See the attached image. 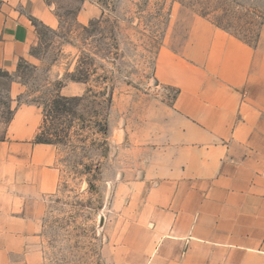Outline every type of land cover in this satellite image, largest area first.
I'll return each instance as SVG.
<instances>
[{"label": "crops", "instance_id": "0c3cea01", "mask_svg": "<svg viewBox=\"0 0 264 264\" xmlns=\"http://www.w3.org/2000/svg\"><path fill=\"white\" fill-rule=\"evenodd\" d=\"M190 21L184 44L158 51L155 77L176 90L165 143L126 185L108 264H264V46ZM33 22L56 26L42 0H0V72L28 57ZM42 123L32 106L0 121V264H44L60 174Z\"/></svg>", "mask_w": 264, "mask_h": 264}, {"label": "rangeland", "instance_id": "374dc122", "mask_svg": "<svg viewBox=\"0 0 264 264\" xmlns=\"http://www.w3.org/2000/svg\"><path fill=\"white\" fill-rule=\"evenodd\" d=\"M42 1L56 26L33 22L28 57L0 72V121L36 107L41 138L56 148L60 181L39 234L44 264H108L126 185L165 143L176 90L155 77L158 51L184 44L194 17L264 46V0ZM59 97L78 98L74 115L56 111Z\"/></svg>", "mask_w": 264, "mask_h": 264}, {"label": "trees", "instance_id": "16d2710c", "mask_svg": "<svg viewBox=\"0 0 264 264\" xmlns=\"http://www.w3.org/2000/svg\"><path fill=\"white\" fill-rule=\"evenodd\" d=\"M217 10L218 9H215L214 8L213 12H216ZM74 81H76V80H74ZM74 101H78V98H64V97H59L56 100H54L53 103L56 104V105H54V106H56V111L61 109V112H64L65 114H70L71 113V114L74 115V112H73L74 110H73L72 104H71V102H74ZM106 101H107V104L110 103V100L109 99H107ZM42 125H43V123H42ZM41 128H42V126H41ZM41 128H40V131H39V133H38V135L36 137L37 141L39 143L52 145L53 143H51L49 140L42 139L41 138V135H42L41 134ZM103 131L105 132L106 129L103 128Z\"/></svg>", "mask_w": 264, "mask_h": 264}]
</instances>
